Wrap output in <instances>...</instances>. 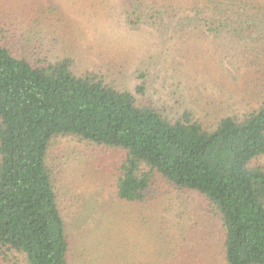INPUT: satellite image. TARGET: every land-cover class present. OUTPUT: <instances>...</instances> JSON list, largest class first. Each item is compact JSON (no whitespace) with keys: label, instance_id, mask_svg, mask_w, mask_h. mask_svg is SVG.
<instances>
[{"label":"trees","instance_id":"1","mask_svg":"<svg viewBox=\"0 0 264 264\" xmlns=\"http://www.w3.org/2000/svg\"><path fill=\"white\" fill-rule=\"evenodd\" d=\"M23 7L27 14H14L12 7L10 24L0 25L4 261L72 264V244L47 163L51 142L64 136L126 152L116 181L122 203L146 202L158 177L177 191L206 200L221 222V244L212 246L208 223L206 241L195 238V250L184 233L179 236L178 252L168 249L173 259L168 264H217L216 253L220 264H264V96L253 111L224 117L210 127L188 110L171 119L154 104L145 82L129 92L98 74L77 75L70 58L52 61L36 34L31 36L43 20V7ZM205 7L206 18L196 21L206 23L212 34H231L244 45L243 54L256 53L259 41L254 36L264 27L263 5L259 9L253 0H206ZM136 20L159 32L169 30L159 13ZM202 242L206 251L201 256ZM102 249L97 264H130L127 248L122 254L106 248L102 254Z\"/></svg>","mask_w":264,"mask_h":264},{"label":"rangeland","instance_id":"2","mask_svg":"<svg viewBox=\"0 0 264 264\" xmlns=\"http://www.w3.org/2000/svg\"><path fill=\"white\" fill-rule=\"evenodd\" d=\"M205 2L0 0V25L10 24L12 7L18 15L27 14L23 6L31 11L43 7V20L31 36L36 34L52 61L70 58L77 75L98 74L129 92L145 82L167 117L188 110L210 127L224 117L253 111L264 96V27L254 36L256 53L243 54L244 45L231 34H212L206 23L196 21L206 18ZM253 2L259 9L264 6V0ZM154 13L163 18L167 32L137 23V17ZM125 156L123 150L74 137H57L49 146L47 163L72 244V264H97L103 246L102 254L105 248L117 254L127 248L130 264H168L173 261L168 249L178 252L179 236L184 233L195 250V238L206 241L208 223L214 233L211 244L219 247V217L197 193L177 191L158 177L146 202L119 201L116 181ZM205 245L198 250L201 256ZM213 258L221 263L217 253ZM0 264L11 263L0 256Z\"/></svg>","mask_w":264,"mask_h":264}]
</instances>
